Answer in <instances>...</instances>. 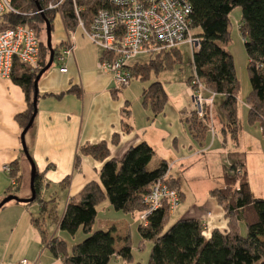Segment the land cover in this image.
Masks as SVG:
<instances>
[{"label":"trees","instance_id":"trees-1","mask_svg":"<svg viewBox=\"0 0 264 264\" xmlns=\"http://www.w3.org/2000/svg\"><path fill=\"white\" fill-rule=\"evenodd\" d=\"M188 1L192 8L189 15L190 28L192 34L199 38L200 44L193 50L191 75L186 80L187 87L191 86L194 90L202 88L213 97L211 105H204L202 116H199L194 108L191 109L190 105L184 117L188 131L196 141L201 142L207 139L208 133L215 132V128L208 122L215 118L214 95H222L221 129L225 134L230 132L233 138L238 134L241 112V100L238 96L240 83L234 57L227 48L231 34L230 15L236 7H240L242 11L239 30L248 56L251 84L246 100L247 122L250 125L260 123L264 130V0ZM51 2L53 0H12L16 11L0 15V29L24 24L33 28L40 39V66L34 68L16 60L10 76L21 86L27 99V110L18 116L23 129L34 112L35 79L50 58L44 18L51 22L53 41L57 10L48 8ZM76 6L78 9L73 0H65L61 6L66 30L75 31L79 26V18L89 27L100 9L112 7L109 0H76ZM67 45V40L53 42L54 61ZM149 55L146 62H136L129 67L131 79L149 81L152 75L158 76L164 71H172L184 60L180 46L150 50ZM76 87L75 85L67 91L55 93V96L76 92ZM141 98L143 104L149 106L157 116L169 103L170 95L164 82L153 80L143 89ZM130 103L131 101H126L122 109L125 114L123 124L126 132L133 128L124 120L131 114ZM223 142L226 143V140ZM81 152L104 162L99 172L100 181L87 183L72 196L64 214L57 221L60 230L75 235L82 229L87 236L70 249L66 240L54 236L48 241L47 247L55 257L61 259L62 264H109L115 257H120L126 262L132 261L134 255L130 233L123 238L118 237L120 241L123 240L118 248L114 226L95 229L99 205L108 201L117 211L140 215L148 209L144 197L159 180L176 190L182 199L180 178L168 173L169 162L165 159L155 166L151 165L156 151L146 140L128 148L119 159L110 156L106 141L84 144ZM80 162L81 157L77 156L75 169L80 167ZM9 166V176L17 180L16 186H10L9 192H13L15 189L19 190L23 175L19 161H13ZM70 178V175L67 176L61 184H68ZM223 179V186L211 189L209 194L223 207L228 219L227 229H214L210 236H207L203 221L195 217L180 218L169 226L172 210L170 202L165 199L162 207L149 214L148 223H139L138 230L142 236L140 245L152 241L148 264H264V198L253 195L244 163L233 164L230 171L224 173ZM43 183L42 174L37 168L34 202L41 205L40 217L48 213L50 202L43 197ZM39 220V217H32V222L44 233ZM240 223L245 225V233L241 230Z\"/></svg>","mask_w":264,"mask_h":264},{"label":"crops","instance_id":"crops-1","mask_svg":"<svg viewBox=\"0 0 264 264\" xmlns=\"http://www.w3.org/2000/svg\"><path fill=\"white\" fill-rule=\"evenodd\" d=\"M67 36L65 26L57 19L54 22L56 43L67 40ZM72 42L74 48L65 60H55V66L52 64L39 79L37 114L26 134L29 152L44 180L43 197L50 201L47 213L49 221L45 220V216H37L41 211L38 202L33 205L32 202L12 200L1 207L0 264L11 263L15 257L29 261L31 260L27 257L35 258V264H62L61 259L57 257L43 263L42 258L48 254L46 252L51 253L47 243L54 236L60 235L57 219L64 214L69 199L87 183L100 181L99 172L104 163L90 155L82 154L81 148L84 144L106 141L110 156L119 159L128 148L146 140L156 151L153 166L162 159L167 160L168 173L179 177L180 182L181 176L177 175L175 170L179 164L185 166L199 154L210 151L216 142L221 141L224 146L227 145V142L224 143L218 136L217 130L215 136L211 132L208 133L205 143L196 141L184 121L190 106H181V102L173 103L170 100L164 111L157 116L152 111L150 113L147 107L144 108V119L140 120L131 109L130 116L124 120L133 128L126 132L123 124L125 114L122 109L129 100L124 94L127 87L118 89L113 74L99 69L100 52L84 34L83 29L77 28L74 31ZM63 65L67 67L66 72L60 70ZM75 85L76 92L55 96V93L67 91ZM116 90L119 92L115 94ZM27 108V99L21 86L11 77L0 78V203L10 194L22 198L30 197V192L21 186L19 190L9 192L11 177L3 169L4 165L19 161L23 175L22 183H25L31 164L23 160V128L18 116ZM247 115L248 106L241 99V125L236 136V147H230L228 144L225 148L228 153L233 151L238 155L234 159L229 156L228 166L231 168L233 164L244 163L253 195L264 198V130L260 123L248 124ZM77 156L81 157V162L80 167L75 169ZM242 156L245 161L241 160ZM225 172L221 176L223 182ZM257 173L261 174L260 177ZM69 175L70 182L63 186L61 182ZM211 189L213 188H206L205 196L196 199L195 203L185 204L181 209L184 211L183 215L180 216L201 219L207 236H210L214 229L226 230L228 227L223 207L209 194ZM186 191L181 186L180 201L186 198ZM32 217H39V224L42 225L44 233L32 222ZM51 219L55 226L48 230L44 227ZM112 226L117 231L118 227L114 223L109 227ZM240 227L245 233V225L240 223ZM125 236L124 234L122 238Z\"/></svg>","mask_w":264,"mask_h":264},{"label":"built area","instance_id":"built-area-1","mask_svg":"<svg viewBox=\"0 0 264 264\" xmlns=\"http://www.w3.org/2000/svg\"><path fill=\"white\" fill-rule=\"evenodd\" d=\"M65 0H53L49 9H56L61 14V6ZM111 8L98 11L87 27L79 18L78 28L97 46L100 52L99 69L113 74L116 86L122 89L131 81L129 67L137 62L142 54L150 50L177 47L189 44L193 50L199 47V38L192 34L190 28L191 4L188 0H109ZM76 6V0H73ZM78 9V7L76 8ZM12 0H0V15L15 12ZM41 12L43 10H40ZM68 45L57 56V61L63 62L71 53L73 45V30H67ZM154 45V46H153ZM22 61L34 68L40 66V39L35 30L24 24L8 26L0 29V78H9L15 61ZM67 71L63 65L60 69ZM203 89L200 88L199 91ZM195 103L193 108L200 116L203 115V105L212 104L213 97L204 98L201 93H194L189 87L186 91ZM4 171L11 172L9 165H4ZM16 178L11 176V186H16ZM165 199L170 202L171 210H175L180 197L176 190L171 189L164 181L159 180L151 192L144 197L148 209L140 214V221L147 222L149 214L162 207ZM7 264H35L33 261L21 259Z\"/></svg>","mask_w":264,"mask_h":264},{"label":"rangeland","instance_id":"rangeland-1","mask_svg":"<svg viewBox=\"0 0 264 264\" xmlns=\"http://www.w3.org/2000/svg\"><path fill=\"white\" fill-rule=\"evenodd\" d=\"M241 15H242V11L240 7H236L230 15L231 34H230V43L227 48L234 57L236 73L240 83L238 96L240 100L242 99L243 102H246L247 96L251 90V84H250L249 72H248V56H247L243 36L239 30ZM57 19H59L60 22L63 23L62 13L60 14L59 10L54 19V22ZM53 42L56 43V39L54 38V36H53ZM180 49L184 53V60L182 63L177 64L172 71H164L160 73L158 76L152 75L149 81H141L138 78H133L131 79L130 83L127 86H125L127 87V89L124 92V94L131 101L130 103L131 109L134 110V114L137 119L139 120L144 119V113H143L144 108L147 107L148 109H150L149 106H145L143 104L141 93L144 87L148 86V84H150V82H152L153 80H160L165 83L170 95L171 102L173 103L181 102L180 103L181 106H187V107H189L191 104L193 106V103H195V99H193V97L186 92L188 89L186 80L191 75L190 62L193 56V47L189 44H182L180 45ZM149 57H150L149 54L142 53L136 58V60L138 62H146L149 59ZM55 64L56 62L53 63L54 66ZM199 90L193 89V92L197 94L198 92L201 93L202 97L204 98L212 97V94L210 92L206 90H202V91ZM222 100H223L222 95H216V96L214 95L213 115H215V118H212L210 122H208V124L211 125V127H214L215 128L214 130H217L218 136H220L222 140H226L227 145L229 144L228 146L236 147L237 139L233 138L230 132L225 134L221 129L222 127L221 122L223 120V116L220 111V104ZM148 111L150 112L151 109ZM239 124L241 125V116L239 119ZM214 133L213 131L211 132L212 135H214ZM202 142L205 143L204 140H202ZM227 145L224 146L221 141L219 143L216 142V144L213 146V148L210 151L199 154L197 157L190 160L185 165L186 167L184 166V164L183 165L179 164L178 165L179 170L178 167L175 168V170L177 171L176 174L181 176V186L184 191L187 190L186 191L187 195L185 199L180 201V205L178 206V208L172 211L171 220L168 223L169 226L172 225L176 220H178L181 215H183L184 211H181V209L185 207V204L189 205L195 203L196 199L205 196L206 188H218L223 186L224 182L221 176L224 171L226 172L230 171V166H228V158L231 157L232 159H234L235 156L238 155V153H235L233 151H230L231 153H228L225 149ZM241 154L244 155V153ZM155 158L156 156L154 157L151 165H153ZM23 160L25 162H29L25 154L23 155ZM241 160L245 161V157L242 156ZM184 168L185 170H183ZM260 175H261L260 173H257V176L260 177ZM30 177H31V167L29 170V174H27V178L25 179V183L21 184L22 188L25 187L26 191L30 192L29 196L31 197L32 191H31ZM16 190L17 189L13 191ZM32 203L33 205L36 204V202L34 201ZM98 210H99L98 217L94 225L95 229L109 228V226L114 223L115 226L118 227L115 233L117 238L120 236H124V234L127 235L129 233L131 237L133 255H134L133 260L126 262L120 257H115L109 264H148L150 251L152 248V241H147L144 245L142 246L140 245V240L142 239V236L138 230L140 223V215L138 213L129 214L123 211H117L110 205L108 201L102 202L99 205ZM44 215H45L44 217L45 220L48 222L49 214L45 213ZM37 216H39V214H37ZM50 221L51 222H49L44 228L50 230V228H53L55 226L53 219H51ZM59 234L61 236L60 235L58 236L66 240L69 249L73 245L84 240L87 236L82 229H80L75 235H72L67 231H62V230L59 231ZM122 241H120V239L118 238L116 243L117 247L121 246ZM46 253H48L47 256L42 258L43 263L45 260L48 263L49 260L52 261L56 258L52 252L51 253L46 252ZM27 258H29L31 261L35 260V258L34 259L31 257H27ZM15 260L12 261V263L18 262L19 260H21V257H15Z\"/></svg>","mask_w":264,"mask_h":264},{"label":"water","instance_id":"water-1","mask_svg":"<svg viewBox=\"0 0 264 264\" xmlns=\"http://www.w3.org/2000/svg\"><path fill=\"white\" fill-rule=\"evenodd\" d=\"M37 6L40 9V5L37 2ZM45 22H46V34H47V46L50 49V58L48 63L46 64V66L39 71L35 82H34V99H33V104H34V112L28 122V124L25 126V128L23 129L22 133H21V141H22V147H23V151L25 153V156L28 158L30 164H31V191H32V195L29 198H20L17 195L11 194L8 195L7 197H5L1 203H0V208L5 205L7 202L12 201V200H16V201H20V202H24V203H30L33 202L36 199V190H35V179H36V174H37V166L36 163L33 159V157L31 156L28 146H27V142H26V134L29 131V129L31 128V126L33 125L35 116L37 114V102H38V94H39V89H38V82L39 79L41 78V76L52 66L53 62H54V49H53V41H52V25L51 22L47 19L44 18Z\"/></svg>","mask_w":264,"mask_h":264}]
</instances>
